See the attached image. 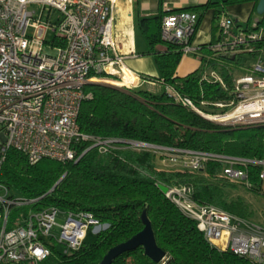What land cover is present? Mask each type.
Returning a JSON list of instances; mask_svg holds the SVG:
<instances>
[{
  "label": "built area",
  "instance_id": "2783aa9c",
  "mask_svg": "<svg viewBox=\"0 0 264 264\" xmlns=\"http://www.w3.org/2000/svg\"><path fill=\"white\" fill-rule=\"evenodd\" d=\"M116 1L0 0V166L9 148L23 153L30 164L43 159L68 163L89 149L106 153L123 144L158 153L171 168L190 172L202 170L207 162H220L225 179L247 188L252 186L249 171L257 167L258 192L264 195V158L102 138L80 130L81 103L92 96L86 85L134 89L155 83L152 77L125 66L128 54L120 51L112 34ZM43 17L46 23H41ZM197 23L198 15L192 11L165 13L159 38L176 47L181 56L196 55L201 65L202 46L192 44ZM236 25L231 16L222 14L217 21L218 40L206 45L208 68L201 80L217 83L225 92L223 99L198 104L171 86L164 89L175 103L221 126L264 124V52L241 68L243 73L229 71V83L210 63L221 67L222 56L252 52L253 43L264 35L262 27L251 29L255 19L251 27ZM45 47L55 54L45 52ZM83 143L87 147L79 154ZM166 187L165 196L194 221L211 246L264 264V224L194 200L190 186ZM32 201L12 196L0 182V264H42L53 250L71 253L82 246L89 230L97 234L106 228L91 213L55 206L14 214V208Z\"/></svg>",
  "mask_w": 264,
  "mask_h": 264
},
{
  "label": "trees",
  "instance_id": "16d2710c",
  "mask_svg": "<svg viewBox=\"0 0 264 264\" xmlns=\"http://www.w3.org/2000/svg\"><path fill=\"white\" fill-rule=\"evenodd\" d=\"M257 2L220 0L219 3L226 7L242 3L256 6ZM207 4L212 3L209 1ZM160 18H142L140 24L160 75L151 79L161 89L151 91L86 85L85 90L92 96L81 103L78 115L80 130L102 138L264 158V124L221 126L168 97L165 85L198 104L201 100L214 102L223 99L225 92L217 83L201 80L202 73L208 68L205 56L210 51L206 45L201 48L202 63L196 70L184 77L174 76L181 53L176 47L160 40ZM255 20L256 26L251 29H264V14ZM248 26L251 27L250 23ZM156 45H162L163 49L155 50ZM261 52H264V35L253 43L252 52L239 54L233 59L222 56L221 67L215 62L210 63L229 83V71L243 73L241 68H247ZM86 147V143L79 145V154ZM157 160L156 154L151 151H137L118 144L106 153L89 149L77 161L60 163L43 159L30 164L23 153L9 148L0 166V182L12 196L33 200L28 205L14 208V214L55 206L91 213L106 225L94 235L93 240H88L87 234L82 246L71 253L62 254L53 250L42 264H98L111 247L126 241L143 228L142 212L151 223L156 244L165 252L164 259L153 262L144 254L142 247H137L121 254L111 264H254L245 257L211 246L194 221L186 217L158 185L190 186L194 200L251 219L254 213L250 205L240 196L233 197L231 191L238 186L248 192L262 193L258 192V168L250 169L252 186L247 188L225 179L221 175L220 162L210 161L202 170L190 172L178 168L160 169Z\"/></svg>",
  "mask_w": 264,
  "mask_h": 264
},
{
  "label": "crops",
  "instance_id": "0c3cea01",
  "mask_svg": "<svg viewBox=\"0 0 264 264\" xmlns=\"http://www.w3.org/2000/svg\"><path fill=\"white\" fill-rule=\"evenodd\" d=\"M209 1L212 4H207ZM219 2L220 0H117L112 34L120 51L123 54H128L125 66L131 71L154 79L160 76L152 55V48L148 44L144 29L140 24L142 18L162 16L165 13L181 10L195 12L198 15V23L192 44L199 47L218 40L217 21L222 14L231 16L236 22V26L241 28L244 27L241 25L242 22H246L247 25L252 22L251 17L255 11L253 3L222 7ZM154 48L160 51L163 46L156 45ZM131 52H134L135 55H130ZM200 55H203L202 50ZM199 66L200 62L196 55L181 56L174 76L184 77ZM152 86L161 89L157 83ZM142 87L150 90L148 87L151 86L144 84Z\"/></svg>",
  "mask_w": 264,
  "mask_h": 264
},
{
  "label": "water",
  "instance_id": "95a60500",
  "mask_svg": "<svg viewBox=\"0 0 264 264\" xmlns=\"http://www.w3.org/2000/svg\"><path fill=\"white\" fill-rule=\"evenodd\" d=\"M255 12L259 15L264 14V0H258L255 6ZM225 57L229 59H233V56H225ZM158 187L163 193L167 191V187L164 185L159 184ZM141 222L143 224V228L139 232L134 234L126 241L111 247L102 257V259L98 264H111L112 261L121 254L135 250L137 247H142L144 254L153 262H159L164 257L165 252L156 244L151 223L147 218L145 212H142Z\"/></svg>",
  "mask_w": 264,
  "mask_h": 264
},
{
  "label": "rangeland",
  "instance_id": "374dc122",
  "mask_svg": "<svg viewBox=\"0 0 264 264\" xmlns=\"http://www.w3.org/2000/svg\"><path fill=\"white\" fill-rule=\"evenodd\" d=\"M30 10H32V9H30ZM38 13H39V10L37 9L36 16H37ZM55 16H56L55 12L52 13V20L55 19ZM259 16L260 15L257 14L254 11L253 15L251 17V21H253L254 19L258 18ZM41 23H46L45 17L42 18ZM241 25L244 26V27L247 26L246 22H244V23L242 22ZM44 51L49 53V54H55V51L53 49L49 48V47H45ZM150 86L151 87H148V88H150L151 91L160 90V88H158L157 86H152V85H150ZM139 88L140 89H145V88L142 87V85L140 87H138L137 89H139ZM146 90H149V89L146 88ZM218 111H220V110H218ZM0 128H1V126H0ZM156 156H157V159H158L157 160V164H158L157 167L158 168H160V169L171 168L170 166H168V165H166L165 163L162 162V158H161V156L159 158V154L158 153L156 154ZM262 188H264V184H262ZM231 195L233 197L240 196L241 198H243V200L250 205V209L254 213V215H253V217L251 219L254 220L257 223L264 224V195L258 194V193H254V192H250V191L248 192V191H246L243 188L238 187V186H237V188H235L234 190L231 191ZM56 234H57V236H59L58 232ZM94 235L95 234H93L91 232V230H89L87 239L88 240L89 239L93 240ZM57 246H58L59 249L63 250V246L62 245L58 244Z\"/></svg>",
  "mask_w": 264,
  "mask_h": 264
}]
</instances>
